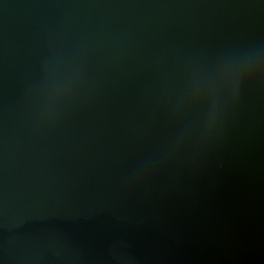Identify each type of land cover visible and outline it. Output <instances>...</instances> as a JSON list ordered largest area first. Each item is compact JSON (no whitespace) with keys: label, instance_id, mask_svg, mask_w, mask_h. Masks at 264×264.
Instances as JSON below:
<instances>
[{"label":"water","instance_id":"obj_1","mask_svg":"<svg viewBox=\"0 0 264 264\" xmlns=\"http://www.w3.org/2000/svg\"><path fill=\"white\" fill-rule=\"evenodd\" d=\"M0 264H264V0H0Z\"/></svg>","mask_w":264,"mask_h":264}]
</instances>
